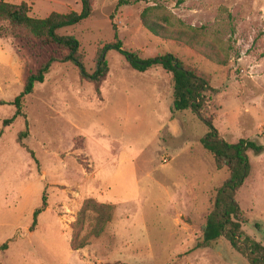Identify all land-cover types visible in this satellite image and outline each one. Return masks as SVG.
<instances>
[{
    "label": "rangeland",
    "instance_id": "1",
    "mask_svg": "<svg viewBox=\"0 0 264 264\" xmlns=\"http://www.w3.org/2000/svg\"><path fill=\"white\" fill-rule=\"evenodd\" d=\"M6 1L28 2L38 18L82 9L81 0ZM119 1L95 0L89 18L59 33L78 38L88 74L114 39L115 24L124 48L143 59L171 52L209 76L217 92L204 112L220 136L263 147L247 152L251 172L237 200L247 218L243 229L264 245V0ZM156 4L205 26L223 47L234 26L230 62L220 65L145 27L141 14ZM17 45L0 38V100L7 102L23 91ZM106 53L101 98L74 63L56 62L26 96V117L6 123L16 107L0 105V264H251L226 236L195 248L216 190L230 175L202 142L208 126L192 110L172 112L174 84L162 66L139 72L117 50ZM27 121L30 151L18 142ZM44 195L47 207L34 224ZM88 199L113 205L114 215L97 237V212L89 211L80 232L88 244L75 250V224Z\"/></svg>",
    "mask_w": 264,
    "mask_h": 264
},
{
    "label": "trees",
    "instance_id": "2",
    "mask_svg": "<svg viewBox=\"0 0 264 264\" xmlns=\"http://www.w3.org/2000/svg\"><path fill=\"white\" fill-rule=\"evenodd\" d=\"M81 3L80 11H54L46 17L38 18L30 14L32 7L28 2L12 3L0 0V38L13 37L18 41L16 49L23 63V91L13 101L0 100V105L11 104L16 107L13 117L5 122H13L20 116L26 117L23 110L26 96L33 93L36 84L45 81L46 75L56 62L74 63L79 68L81 79L92 82L100 98L102 97L101 87L110 71L106 59L108 50L115 49L123 54L131 67L139 72H146L156 65L162 66L171 74L174 84L172 112L192 110L199 115L209 128L208 134L202 139L205 148L214 155L218 169L227 168L230 171L229 177L216 190L213 208L203 227V242L195 248L226 236L232 246L242 252L251 264H264V245L243 229L247 218L237 200L238 191L251 172L247 152L249 149L260 152L263 147L253 140L240 139L232 143L220 136L214 117L204 112L208 98L211 97L210 93L217 92L211 85L209 76L171 52L143 59L137 51L124 48L115 24L114 39L97 52L95 71L88 74L84 64L85 56L81 51L78 38L75 35L59 33V29L78 24L92 15L95 0H81ZM132 3V0H120L118 6ZM141 20L144 26L156 35L184 42L220 65H227L230 62L231 52L235 48L232 39L235 33L234 26H232V36L228 47H223L217 40L211 38L205 26L189 25L159 4L146 7L141 14ZM28 135L29 123L27 121L26 129L18 134V142L30 151L24 143ZM31 152L34 154L33 151ZM46 207L47 201L44 195L42 206L35 211L34 224ZM89 211L97 212V221L92 232L99 237L107 224L112 221L115 207L100 204L94 199L85 201L75 224L72 239V247L75 250L84 248L88 244L87 236L80 238V232Z\"/></svg>",
    "mask_w": 264,
    "mask_h": 264
}]
</instances>
